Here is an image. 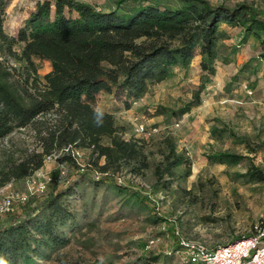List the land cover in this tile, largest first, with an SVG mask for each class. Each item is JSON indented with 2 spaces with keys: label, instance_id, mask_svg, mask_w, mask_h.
Returning <instances> with one entry per match:
<instances>
[{
  "label": "rangeland",
  "instance_id": "374dc122",
  "mask_svg": "<svg viewBox=\"0 0 264 264\" xmlns=\"http://www.w3.org/2000/svg\"><path fill=\"white\" fill-rule=\"evenodd\" d=\"M37 1L11 0L3 18L7 36H14ZM79 1L104 12L113 10L116 2ZM137 1L177 7L175 0ZM207 1L228 7L251 4L264 18V0ZM135 3L128 0L124 7ZM217 29L220 38L211 56L202 55L195 45L186 66L171 67V78L149 85L141 97L129 100L128 108L124 96L115 89L97 97L95 108L114 116L121 138L141 143L148 169L134 174L124 166L113 175L102 174L91 164L88 150L73 148L76 161L44 162L31 177L0 188L1 211L10 193L28 194L34 182L52 178L44 193L32 190L26 206L14 205L10 213L23 218L24 210L42 202L52 187L62 192L71 187L72 194L64 193L60 199L70 218L57 230L67 243L43 250L48 256L39 264H181L172 255L176 238L222 246L250 237L256 226L264 225V182L246 176L251 167L264 174V58L260 57V40L245 37L242 28L224 23ZM20 47H13V51L18 53ZM4 55L0 52V60H5L14 69L15 80L21 81L26 76L25 63ZM34 65L40 80L51 70L48 62L34 60ZM196 94L200 101L180 113ZM35 142L30 129L18 130L2 141L1 151L17 157L20 150L38 149ZM101 143L109 145L107 139ZM217 153L244 158L235 162L207 158ZM0 154L1 161L4 153ZM167 157L169 162L174 157L180 161L172 167V175L163 173L157 178L155 168L163 169ZM104 163V158L98 160L99 166ZM104 175L112 176L107 179ZM43 213V207L36 212L39 217ZM4 215L0 212V222Z\"/></svg>",
  "mask_w": 264,
  "mask_h": 264
},
{
  "label": "trees",
  "instance_id": "16d2710c",
  "mask_svg": "<svg viewBox=\"0 0 264 264\" xmlns=\"http://www.w3.org/2000/svg\"><path fill=\"white\" fill-rule=\"evenodd\" d=\"M127 1L116 0L115 8L104 12L79 0H38L14 36H7L3 18L11 0H0V52L24 62L26 73L16 81L14 69L0 60V153H4L0 188L31 177L44 165L46 156L69 146L88 150L91 164L102 174L113 175L124 166L134 174L148 169L141 143L122 139L112 114L101 111L97 124V97L115 89L124 96L128 108L129 100L141 97L149 85L171 78V67L186 66L195 45L202 55L211 56L220 38L217 28L221 23L242 28L245 37L260 40V57L264 58V18L251 4L228 7L207 0H175L177 7L171 9L136 0L135 6L125 8ZM17 46H21L18 53L13 51ZM34 60L50 65L42 80ZM199 101L196 94L180 113ZM25 129L32 131L38 149L20 150L17 157L1 151L5 138ZM103 139L109 145H103ZM100 158L105 161L102 166L98 165ZM207 158L235 162L244 157L217 153ZM68 159L63 155L59 161ZM166 160L163 169L156 166L157 178L163 173L172 175V167L180 158ZM112 175L104 177L110 179ZM246 176L264 182V174L256 168L251 167ZM64 193L72 194L71 187L65 192L52 187L42 202L24 210L23 218L4 213L0 264H39L48 256L43 250L67 243L57 234L70 218L67 206L60 202ZM42 207L44 213L39 217L36 212ZM179 249L176 238L172 255Z\"/></svg>",
  "mask_w": 264,
  "mask_h": 264
},
{
  "label": "built area",
  "instance_id": "2783aa9c",
  "mask_svg": "<svg viewBox=\"0 0 264 264\" xmlns=\"http://www.w3.org/2000/svg\"><path fill=\"white\" fill-rule=\"evenodd\" d=\"M63 155L76 161V154L70 146L46 156L44 161L56 162ZM61 174L64 172L62 171ZM51 181L52 178L46 177L34 182L33 186L28 187V194L10 193L4 198V205L0 212H12L15 204L25 206L29 202V196L33 194L32 190L35 193H44ZM179 247L180 249L173 255L179 258L181 264H264V225L256 226L252 236L227 245L208 247L201 243L179 240Z\"/></svg>",
  "mask_w": 264,
  "mask_h": 264
},
{
  "label": "clouds",
  "instance_id": "9594fccd",
  "mask_svg": "<svg viewBox=\"0 0 264 264\" xmlns=\"http://www.w3.org/2000/svg\"><path fill=\"white\" fill-rule=\"evenodd\" d=\"M101 118H102V112L100 109H96L95 110V120L97 122V124H99L101 122Z\"/></svg>",
  "mask_w": 264,
  "mask_h": 264
},
{
  "label": "crops",
  "instance_id": "0c3cea01",
  "mask_svg": "<svg viewBox=\"0 0 264 264\" xmlns=\"http://www.w3.org/2000/svg\"><path fill=\"white\" fill-rule=\"evenodd\" d=\"M104 112H106V111H104ZM107 113H109V112H107Z\"/></svg>",
  "mask_w": 264,
  "mask_h": 264
}]
</instances>
